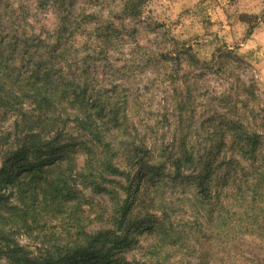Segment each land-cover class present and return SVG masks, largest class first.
<instances>
[{
    "label": "trees",
    "instance_id": "obj_1",
    "mask_svg": "<svg viewBox=\"0 0 264 264\" xmlns=\"http://www.w3.org/2000/svg\"><path fill=\"white\" fill-rule=\"evenodd\" d=\"M124 10L141 13L134 4ZM80 27L62 20L52 45L33 36L10 41L0 30V121L16 116L11 129L0 126V261L201 264L215 249L250 245L244 236L264 239V123L256 125L264 107L255 82L241 87L249 99H241L240 108L208 118L207 144L189 146L186 132L175 146L163 145L162 159L154 163L130 124L125 91L97 85L91 67L79 69L69 57L68 36ZM20 46L25 52L18 59ZM103 58L106 51L91 52L84 62ZM219 60L218 71L243 62L227 45L212 63ZM250 100L257 105L249 110L252 118L241 112ZM185 102H178L179 113ZM227 146L233 155L220 160ZM78 153L85 155L80 167ZM175 186L192 191L197 201L191 223L174 219L177 207L166 190ZM86 190L107 205L94 209ZM22 237L40 241L23 243ZM197 244L203 250L195 255ZM137 247L144 251L129 258Z\"/></svg>",
    "mask_w": 264,
    "mask_h": 264
},
{
    "label": "rangeland",
    "instance_id": "obj_2",
    "mask_svg": "<svg viewBox=\"0 0 264 264\" xmlns=\"http://www.w3.org/2000/svg\"><path fill=\"white\" fill-rule=\"evenodd\" d=\"M130 4L140 7L139 16L125 12ZM66 19L73 25L81 24L75 36L67 34L69 57L78 63L79 69L84 63L91 67L90 77L97 85L117 86V90L125 91L129 96L130 124L137 128L138 139H144L151 149L150 159L154 163L162 159L163 145L175 146L186 132L190 131L189 146L207 144L204 126L208 125V118L215 111H232L235 105L240 108L239 101L249 99L242 92L243 85L255 82L260 108L264 107V0H0V30L10 41L33 36L52 45L58 42L60 24ZM224 45L234 49L243 62L239 66L230 62V66L218 71L220 60L212 62L217 49ZM40 51L45 54V48ZM98 51H106V58L84 62L89 53ZM24 52L21 47L17 58ZM192 53L199 60L197 65L190 61ZM224 95L229 97L220 99ZM185 100L188 109L185 107L179 113L177 104ZM256 106L250 100L248 109L241 112L252 118L249 110ZM263 116L261 111L256 125L264 123ZM14 119L16 116H10L0 121V126L11 129ZM259 131L264 134V126ZM231 155L227 146L220 160ZM84 160L85 155L78 153L79 167ZM186 191L175 186L166 190V196L177 207L174 219L191 223L197 217L198 207L192 191ZM85 193L94 199V209L107 205L105 199L89 190ZM151 213L160 216L157 208L151 209ZM94 215L92 212L91 217ZM244 239L250 245L245 246L243 241L227 248L230 252L215 249L201 264H264V239ZM21 241L31 240L22 237ZM194 250L198 255L197 250L203 249L197 244ZM143 251V247H137L127 256ZM195 261L198 263L200 258ZM0 264L8 263L1 260Z\"/></svg>",
    "mask_w": 264,
    "mask_h": 264
}]
</instances>
